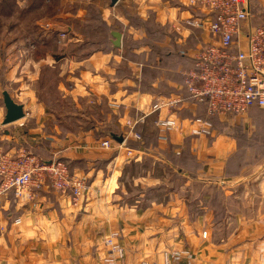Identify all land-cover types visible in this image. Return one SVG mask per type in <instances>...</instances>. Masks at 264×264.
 <instances>
[{"label":"crops","instance_id":"crops-1","mask_svg":"<svg viewBox=\"0 0 264 264\" xmlns=\"http://www.w3.org/2000/svg\"><path fill=\"white\" fill-rule=\"evenodd\" d=\"M14 3L34 4L33 11L43 5L53 8L54 14L43 18L53 25L50 31L34 34L44 53L31 57L27 73L22 61L7 68L5 80H13L18 91L14 95L6 91L23 105L25 116L2 125L5 108L0 105V152L14 155L24 147L40 159L64 158L72 171L87 177L89 189L78 206L48 185L37 190L33 199L6 194L0 204V264H103L97 253L102 240L112 233L124 247L125 264H163L164 254L172 249L189 251L190 264H264V162L237 168L232 163L239 149L234 139L219 133L196 138L169 131L167 140H162L153 125L159 112H154L138 130L156 132L158 148L170 145L174 152L188 150L197 164L195 171L171 162L152 147L135 148L133 156H126L124 150L97 146L98 140L108 137L94 134L112 117L115 127L126 132V119L146 113L153 101L185 96L182 73L192 69L198 45L209 42L210 34L206 27L184 25L189 9L182 0H118L113 6L110 0ZM87 6L95 9L94 21L105 23L109 30L101 36L105 41L97 48L93 43L85 54L84 47L92 45L71 46L76 37L69 22L90 21ZM256 14L263 18L264 4ZM112 30L121 33L119 47L112 44ZM62 32L65 37L59 39ZM155 46L163 48L164 56ZM31 49H38L37 44ZM21 50L19 45L16 52ZM71 50L85 55L70 57ZM43 65L61 70L55 81L61 98L76 108L92 105L102 117L92 119L94 124L87 128L78 122L79 131H72L38 92L31 87L24 90L37 81ZM195 108L185 103L176 115L183 118L185 111ZM164 115L162 111L160 116ZM253 115L251 108L240 118L251 124ZM45 118L53 123L48 130ZM168 170L179 174L181 183L174 190L155 189L148 194L137 190L141 185L165 183ZM190 182L222 193L220 216L208 204L211 192L188 204L181 199V184ZM121 195L133 198L116 201Z\"/></svg>","mask_w":264,"mask_h":264},{"label":"built area","instance_id":"built-area-1","mask_svg":"<svg viewBox=\"0 0 264 264\" xmlns=\"http://www.w3.org/2000/svg\"><path fill=\"white\" fill-rule=\"evenodd\" d=\"M182 3L189 9L184 25L206 27L210 34L209 42L195 54L194 68L182 73L185 96L178 94L153 101L146 113L126 119V132L120 142L104 138L98 140V147L124 150L126 156H133L136 149L127 142L141 141L138 127L154 112H159L153 125L162 140H167L169 131L187 132L196 138L210 136L211 125L204 118L176 115L185 103H205L207 114L221 117L240 118L254 104L264 108V24L250 25L254 9L264 4V0H182ZM58 37L64 38L65 33ZM162 111L166 115L160 116ZM45 185L67 195L73 206L80 204L89 189L87 177L70 170L63 160L41 161L24 147L18 148L14 155L0 152V204L10 192L17 199H33L34 193ZM116 237L112 233L102 240L103 247L97 253L101 263L125 264L124 247L115 241ZM191 258L187 250L172 249L164 254L163 264H181L183 260L190 264Z\"/></svg>","mask_w":264,"mask_h":264},{"label":"rangeland","instance_id":"rangeland-1","mask_svg":"<svg viewBox=\"0 0 264 264\" xmlns=\"http://www.w3.org/2000/svg\"><path fill=\"white\" fill-rule=\"evenodd\" d=\"M13 2L14 0H0V105H3L1 98V92L3 90L9 91V93H12L13 95L15 94V90L18 91L13 80H5L7 68H12L15 63L22 61L23 66H25L24 70H26V72L24 73H27L31 66V57H42L41 53H37V49H31L34 40V34H36L39 30H48L45 29L42 25H53L51 21H45L43 19L54 14L53 8L51 9L43 5L42 7L40 6L36 11H33L30 5L27 3L21 6L15 5V3L13 4ZM86 9V15L88 17H93V15L95 14V9H93V6H87ZM1 12L3 13L1 14ZM257 15L258 14H255V16L252 18V22H250V25H256L264 21V17L260 18ZM97 24L98 23L94 21H89V24L81 21L69 22V25L71 26V28H73V32L75 31V35L73 36L76 37L73 38V43H71V46H83L87 42L98 40V38L101 36V33L97 32ZM194 36L192 34L191 37L194 38ZM158 43H160V41ZM144 44L147 45L146 40L144 41ZM192 44H195V42L191 43V45ZM19 45L22 46V50L20 53H17L16 49L19 47ZM201 47L200 45H198V49L195 48L197 50L194 54H196V52ZM92 48L93 46H85V53ZM82 55H85L84 53H82V50H71L70 53V57L74 58H78L79 56L81 57ZM40 69L41 70L39 72L38 78L36 79L37 81H35V83H33L31 86L27 85L26 87H24V90L28 91V89L31 87L36 91V94L38 92V96L43 98V102L45 105H47V108L55 110L57 114H61L62 116L60 119H63L62 123L66 122L67 127H69L72 131H79L76 130L78 128V122L86 125L88 122H90V120L102 117V115H100V117L98 116L99 113H97V111H94L92 105L83 104L76 108L72 104H70L67 99L61 98V96L58 94L59 92L57 91V87L55 86V81L61 75L60 69H58L57 67H46L45 65L40 67ZM182 110L183 108L179 110V112H181ZM197 114H201L203 116V110L201 111L200 109V112L199 110L197 111V109H194L190 112L185 111L181 116H183V118L185 117L188 119H193V117L197 116ZM206 115L228 124L227 126L237 127L235 130H232L234 136L229 137L234 139L238 144L239 149L237 153H241L242 155L246 154L244 158L243 156L241 158L240 155L242 161L252 160L254 162H264V119H262V123L256 124L255 126L254 124H247L242 118H232L231 116H226L227 118H224L217 115ZM78 116L81 117L78 118ZM209 117L204 119L207 120L211 125V135L213 133L218 134L219 132L216 131L217 129L215 128V125ZM50 119L51 118H45L43 122L45 123V128H47V130L52 128L53 125V123L50 122ZM53 120H55L56 123L59 122V120H57V118L55 117L53 118ZM139 133L141 134L140 131ZM236 159L238 158L236 157ZM195 170L196 169H194V171ZM168 174L169 176L165 183H153V185L151 186L141 185L137 190L145 191L147 194L155 192V189H163L164 191L174 190L181 183V181H179V174L175 173L172 170H168ZM180 189L184 192L181 196V199L187 204L193 202V200L197 197L201 198V196L203 197L207 195L206 193L208 192V189L199 182H190L187 184L182 183ZM191 190L193 192L192 195H190ZM185 191H187V193H185ZM209 192H211V194L209 195L208 204H210L211 208H213L215 214L217 216H220L222 213L223 204L222 193L219 192V190L213 189H209ZM132 198L131 195L129 196V198L125 195H121L117 197L116 201L126 203L127 201H131Z\"/></svg>","mask_w":264,"mask_h":264},{"label":"trees","instance_id":"trees-1","mask_svg":"<svg viewBox=\"0 0 264 264\" xmlns=\"http://www.w3.org/2000/svg\"><path fill=\"white\" fill-rule=\"evenodd\" d=\"M13 4H14V2H13ZM30 7L32 9V7L33 8L35 7V5L34 4L33 5H30ZM253 12L256 14L257 13V8H255ZM2 13L3 12H1V14ZM95 17L96 16L94 14L93 17H88V18L90 19V21H94V20H96ZM71 21H81V22H84L86 24H89V21L85 22V21H82L80 19H71L70 22ZM94 22H97L98 23L97 24V27H98L97 28L98 29L97 32L101 33V36H103V32H107L109 30L108 26H106L105 23H101L99 21H94ZM259 24H264V21L263 22H260ZM256 25H258V24H256ZM252 26H255V25H252ZM50 30H51V28H49V31ZM112 31H114V30H112ZM66 32H67V30H66ZM101 36L98 38V40L92 41V42L90 41V42H87L86 44H91L93 46V43H96V48H97L98 45H99L98 43L100 41H105V37H101ZM33 39H34L33 40V44L34 45L37 44V48H38L37 49V53H41L43 55L44 48H43V46H40V39H35V38H33ZM78 46H81V45H78ZM155 48H157V50H158V52H159V54L161 56H164V54L166 53L163 50V48H161L159 46H155ZM91 50H89V51H91ZM89 51L86 52L85 54L89 53ZM194 62L195 61L193 60L192 61V65H193L192 68H194ZM251 108L254 111V115L251 116L253 118L252 120H254V122L251 123V124H254L256 126V124L262 123V119H264V108H261V107L257 106L256 104H254V105H252V106L249 107V109H251ZM195 109H197V111L199 110V112H200V109H201V111L203 110V113H204L203 114L204 117L201 114L200 115L197 114V116H195V117H202V118H208L209 117V116L206 115L207 114V108H206V104L205 103L196 104V108ZM209 118H211V117H209ZM111 119L112 120L110 122H108L105 125H103L102 127H100L99 132H98L100 134L97 133V134H94V135L95 136H98V135H106V137L111 138L112 140H115V141H118L119 139H121L122 136H123V134H124V132L122 130H120V128H118V127L116 128L115 127V125L113 124L114 117H112ZM211 120H212L213 124L215 125V128L217 129L216 131H218L219 133L227 134L228 136H234L233 135L234 133H233L232 130H235L237 127L227 126L228 124H226L224 122H221V121H218L216 118H211ZM92 124H94V122H93V120H90V122H88L84 127H86V128L87 127H90ZM143 129H141V131H140L141 134H142L141 135L142 136L141 141H135V140H133V141L130 140L129 141L128 140L127 144L129 146H132V147H134L136 149H138V148L152 147V148L155 149L154 150L155 153L161 154L162 156H164L167 159H169L171 162H173L175 164H178V165H185V167H188V168H190L192 170L196 169V165L197 164L195 163V160H194L193 156L190 154V152L188 150H182V151H179V152H174V151H172V148H171L170 145H167L163 149L162 148H158L157 147V144H156V140H155L156 132H153L152 133V131H150L148 133V132H146V129H144V130ZM240 155H241V158H242V156L244 158V156L246 154L242 155L241 153H239V154L237 153V155L235 157H233V160L231 159L232 160V163H234L237 168H240L242 165H246L247 166V165H249L251 163H254V161H252V160L251 161H246V160H243L242 161L241 158H240ZM236 157L238 159H236ZM56 159L63 160L67 164L68 168L70 170H72L71 167H70V165H69V163L64 158H60L59 157V158H56ZM40 160L41 161H48L47 159H40Z\"/></svg>","mask_w":264,"mask_h":264},{"label":"water","instance_id":"water-1","mask_svg":"<svg viewBox=\"0 0 264 264\" xmlns=\"http://www.w3.org/2000/svg\"><path fill=\"white\" fill-rule=\"evenodd\" d=\"M118 0H110L111 6H113ZM111 35L113 37L112 43L115 47L121 45V33L119 31H112ZM2 102L5 108V114L2 120V125H7L22 119L25 116L23 105L15 102L10 94L6 91H2ZM119 142L121 139L118 140Z\"/></svg>","mask_w":264,"mask_h":264}]
</instances>
